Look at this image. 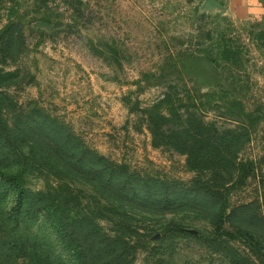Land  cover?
I'll return each mask as SVG.
<instances>
[{"label": "rangeland", "instance_id": "obj_1", "mask_svg": "<svg viewBox=\"0 0 264 264\" xmlns=\"http://www.w3.org/2000/svg\"><path fill=\"white\" fill-rule=\"evenodd\" d=\"M204 57L214 76L201 77ZM194 104L220 130L209 139L239 135L226 147L163 135V115ZM0 117V169L74 197L70 215L117 239L111 264H264V0H0ZM193 148L227 162L193 171ZM94 165L158 189L103 188L81 173ZM166 188L172 203L155 193ZM17 200L0 175V209ZM32 226L57 240L45 213Z\"/></svg>", "mask_w": 264, "mask_h": 264}, {"label": "trees", "instance_id": "obj_2", "mask_svg": "<svg viewBox=\"0 0 264 264\" xmlns=\"http://www.w3.org/2000/svg\"><path fill=\"white\" fill-rule=\"evenodd\" d=\"M187 108L190 111L187 114L177 110V112L174 110L171 111L175 116L177 115L178 121L175 120L173 122L168 118V115H163V120L165 122L163 135L172 137V139L180 138L176 135H192L191 137H193L194 143H200V147H213L219 145L226 147V144H223L225 139L224 135H239L235 133L234 130H228L226 133H223V139H221L222 136L216 139H209L206 135L218 134L220 132L218 127L213 123L211 124L205 121L201 112L203 109L198 105H189ZM1 120L4 119L0 117V121ZM0 123H2V121ZM3 126L4 124L0 126V133H5L4 130H1ZM5 128L7 132L6 135H10L6 125ZM158 130L155 131L154 129L155 138L159 135ZM6 137L11 141L10 136ZM214 153L215 154L209 151L203 155H199L197 149L193 148L188 152L189 169L206 172V168L211 166L214 162H218V164L227 162L224 152L215 150ZM98 161L103 162L106 161V159L100 157ZM243 164H245L244 169L246 170V174L250 170L252 172L256 165L255 161ZM94 167L96 166L94 165ZM83 169L86 168H81V173L84 171L93 181H101V187L109 188V186L116 184L121 191L131 192V189L134 190L136 197H139V190L141 189L137 186L143 185V187L147 189L146 191L151 194L154 190L158 189L155 185L150 187L149 184L144 182L141 178L137 179L135 175L126 176V171L121 167L115 168V166H112L98 169L96 167L93 170L89 168V171ZM0 175L18 195L16 205L11 211L0 209V264H99V262H101V264H111V261L114 260L112 252L116 250L115 243H117V239H113L104 234L91 213L80 212L76 215H70L68 206L74 201V197L67 195L69 197L60 199L59 196L56 197L47 192H32L26 185L24 170L7 172L0 169ZM239 178L241 177L239 176ZM239 178L233 182L231 187L227 186L226 191L234 188L239 182ZM244 179L245 176L241 181ZM166 190L159 189L155 193H157L158 199L164 198V202L161 201V203H172L168 197L172 195L173 192L169 188H166ZM112 192L118 200L126 201L125 198H129L116 191ZM190 192V189L184 188L183 196L186 194L189 195ZM205 193L210 197L213 196L211 193ZM222 196L225 198V193H223ZM61 197H64V195H61ZM245 207L246 206H242L241 209ZM227 212V206L223 207L217 219L218 222L216 223L218 230H223L224 233L229 232L226 229L225 220L228 216ZM41 213H45L49 216V223L58 236L56 237L57 240H53L49 235H43L33 229L32 221L34 218H39ZM239 229L241 231L247 230ZM68 254H70V256Z\"/></svg>", "mask_w": 264, "mask_h": 264}, {"label": "water", "instance_id": "obj_3", "mask_svg": "<svg viewBox=\"0 0 264 264\" xmlns=\"http://www.w3.org/2000/svg\"><path fill=\"white\" fill-rule=\"evenodd\" d=\"M199 73L202 76L212 75L214 76L218 72V67L208 58H202L199 61Z\"/></svg>", "mask_w": 264, "mask_h": 264}]
</instances>
